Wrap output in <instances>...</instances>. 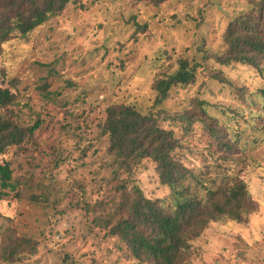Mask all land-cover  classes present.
Instances as JSON below:
<instances>
[{
    "label": "rangeland",
    "instance_id": "rangeland-1",
    "mask_svg": "<svg viewBox=\"0 0 264 264\" xmlns=\"http://www.w3.org/2000/svg\"><path fill=\"white\" fill-rule=\"evenodd\" d=\"M250 6V0H165L159 5L79 0L27 38L17 34L0 47V89L14 90V82L20 94L14 118L24 125L39 123L28 151L13 148L0 155V164L12 163L14 179H29L20 198L6 189L0 200V247L16 230L34 240L37 251L13 263L0 255V264H139L117 238L92 223V211L86 214L99 199L96 180L112 177L111 166L101 167L108 157L98 140L99 122L113 104L148 113L156 96L153 80L175 73L180 58L202 67L195 83L171 90L162 106L169 114L162 115L161 125L183 144L188 167L210 168L198 175L205 187L191 180L186 184L205 197L206 188L242 177L258 204L245 223L227 218L211 223L195 242L189 264H264V96L259 93L264 64L260 72L203 59L206 51H222L228 22ZM216 70L230 84L214 79ZM192 99L203 100L207 113L239 137L242 152L234 160L210 154L204 126L185 115ZM133 178L147 197L173 204L152 162L143 161Z\"/></svg>",
    "mask_w": 264,
    "mask_h": 264
},
{
    "label": "trees",
    "instance_id": "trees-1",
    "mask_svg": "<svg viewBox=\"0 0 264 264\" xmlns=\"http://www.w3.org/2000/svg\"><path fill=\"white\" fill-rule=\"evenodd\" d=\"M133 1L159 5L165 0ZM250 2L248 10L240 11L228 22L222 34V51H206L204 61L213 59L222 66L240 64L262 72L264 0ZM70 3H79V0H0V47L17 34L27 38L60 15ZM201 67L198 61L180 58L175 73L153 80L156 96L148 113L140 112L131 104H113L99 122L98 140L105 144L108 157L101 167L108 170L111 166L112 177L96 180L99 199L87 206L86 214L92 211V223L104 229L106 236L117 238L126 254L139 264H189L195 253V242L211 223L227 218L242 224L258 211V204L242 177L232 178L213 189L206 188L205 197L192 192L186 181H196L205 187L198 175L205 176L210 168L208 164L206 171L188 167L182 154L183 144L173 130L161 125L162 115L169 114L162 106L171 90L195 83ZM211 76L230 84L220 70L212 71ZM12 86L14 90L0 89V155L13 148L28 151L27 144L39 126V123L30 126L16 121L12 107L20 94L15 93L18 88L14 82ZM259 93L264 96L263 89ZM240 95L243 99L244 92L240 91ZM191 104L185 115L192 123L204 126L212 142L208 146L210 154L219 153L224 161L238 157L242 152L239 137L233 138L226 126L207 113L203 100L192 99ZM146 160L154 165L159 184L171 191L173 204L147 197L133 178L136 169ZM11 165L10 161L0 164V200L8 195L6 189L20 198L22 185L28 188L29 179H14ZM36 251L37 243L20 236L16 230L8 234L6 243L0 247L1 258L10 263Z\"/></svg>",
    "mask_w": 264,
    "mask_h": 264
}]
</instances>
